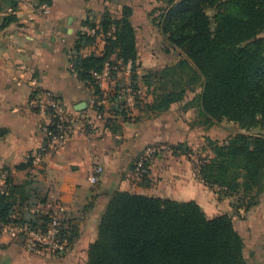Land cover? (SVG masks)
<instances>
[{
  "label": "trees",
  "instance_id": "16d2710c",
  "mask_svg": "<svg viewBox=\"0 0 264 264\" xmlns=\"http://www.w3.org/2000/svg\"><path fill=\"white\" fill-rule=\"evenodd\" d=\"M53 3L54 0H38V6L51 7ZM148 3L152 8L149 17L159 29L161 51L169 63L150 69L142 77L154 100L146 108L153 118L175 106L184 114L192 111L191 117L201 119L198 123L206 132L225 122L239 127L240 132L222 142L205 136L207 146L198 154L208 150L211 156L200 160L196 169L197 177L206 187L217 189L223 197H237L239 206L249 212L262 202L264 195V0H148ZM6 4V8L18 10L16 0H6ZM210 11L215 12L213 17ZM5 12L0 15V34L12 27L30 28L15 12ZM133 17L134 10L129 6H123L118 17L108 9L100 16L90 11L82 27L95 30L96 35L78 32L74 46L67 51L71 75L73 69L76 79L92 89L96 98V104L90 105L93 115L107 111L105 106L98 105L105 92L94 75L102 73L107 65L118 67L119 61L123 65L132 64L135 107L139 106L136 80L143 61ZM101 35L105 42L102 50ZM87 52L92 53L86 55ZM175 55L180 59L172 62ZM120 72V68L112 71V81ZM123 88L120 81L107 94L109 112L129 121L119 94ZM36 92L37 89H30V99ZM96 119L90 116L83 124L96 128L99 121ZM111 123L110 119L105 120L106 129ZM256 130L260 133L254 134ZM46 141L44 136L43 143ZM169 148L174 158L185 157L190 161L196 154L188 142L169 144ZM142 159L143 156L139 157L135 166L130 167L135 174ZM33 164L31 158L18 170H28ZM142 170H146L140 173L144 190L128 192L113 187L107 192L106 206L97 216L93 233L83 231L86 220L60 221L59 237L68 248L83 239L76 258L84 261L75 264L250 263L239 231L242 217L229 213L213 216L194 200H176L150 192V163L145 162ZM3 174L6 179L0 186V235L10 224L47 232L49 214L35 211L48 202L43 187L33 180L17 184L10 169H0V180ZM101 196L99 193L86 206V215L94 211ZM31 216L41 217V222L30 220ZM0 250L6 251L7 246H0ZM0 261L13 263L3 258Z\"/></svg>",
  "mask_w": 264,
  "mask_h": 264
},
{
  "label": "crops",
  "instance_id": "0c3cea01",
  "mask_svg": "<svg viewBox=\"0 0 264 264\" xmlns=\"http://www.w3.org/2000/svg\"><path fill=\"white\" fill-rule=\"evenodd\" d=\"M16 1L18 10L14 11L15 14L21 21L28 22L30 28L21 30L12 27L0 34V169H10L11 176L17 184L33 180L46 189L44 193L48 202L46 205L39 206L38 209L43 212L50 210L52 212L62 208L69 221L71 219L73 222L75 219L86 220L83 231L89 229L93 233L97 216L106 206L107 192L113 187L128 192L144 190L141 179L130 167L135 166L139 157H144L154 148L159 147L170 153L169 144L188 142L192 145L199 133L194 125L195 119L193 122H187L184 118L185 114L177 106L160 117H151L146 106L154 100L142 80L150 69L143 66L137 71L136 80L139 87V106L134 105L129 121L123 120L113 112L110 113V105L107 103L105 105L107 111L103 119L98 121L96 128L86 134H76L70 142L57 151L43 154L38 162L34 161L32 168L18 170L19 166L26 164L38 154L45 136L42 127L43 119L37 115L29 103L30 89L34 88L33 84H29L30 81H36V87L57 95L69 112L76 117L89 114L96 119L90 106L94 97L93 91L71 75L67 51L74 46L76 35L82 32V21L90 11L100 16L104 10L108 9L111 15L118 17L121 8L129 6L134 10L132 21L137 31L139 0H115L114 2L54 0L53 6H48L46 13L40 10L38 0ZM144 3L148 4V0H144ZM6 5V0H0V15H4L3 12L9 8H6ZM99 38L101 40L99 48L102 50L105 42L102 40V35ZM91 53L87 52L86 55ZM16 78L20 79V83L16 81ZM129 79L132 81V70L130 73L120 72L112 84L104 85L102 90L114 91L120 81L121 86H125ZM81 103H87L88 108L84 112H77L75 107ZM106 119L112 121L111 127L107 129ZM80 125L84 124L80 123L77 128L80 129ZM206 136L209 135L206 134ZM155 156L149 161V190L156 182L151 175V171H154L156 167L151 162ZM180 158L182 157L175 159ZM96 166L102 167L104 174L100 183L94 187L89 182V176ZM193 169L192 179L195 182H191V178H185L184 182H180L179 178H184L186 176L184 174L185 176H176L178 178H175L173 185L179 188L180 184L188 187L194 185L198 193L188 200L201 204L210 215L220 216L229 213L235 217H242L239 231L246 243L249 264H264V195H261L262 202L257 207L246 212L244 207L239 206L237 197H223L217 189H209L197 177L196 167ZM176 187L173 189L174 193L169 191L170 194L165 193L166 196L188 201L182 196L187 197L189 193L183 191L182 194H177ZM99 193H102L100 198L102 203L98 200L99 203H96L94 211L86 215L84 209ZM4 235L0 237V246H7L3 260L9 259L15 264H28L27 260L33 261L29 262L30 264H53L49 260H56L55 256L40 258L29 255L17 244L4 240ZM82 240L74 246L72 256L68 255L65 260H77Z\"/></svg>",
  "mask_w": 264,
  "mask_h": 264
},
{
  "label": "built area",
  "instance_id": "2783aa9c",
  "mask_svg": "<svg viewBox=\"0 0 264 264\" xmlns=\"http://www.w3.org/2000/svg\"><path fill=\"white\" fill-rule=\"evenodd\" d=\"M40 10L44 11L45 13L48 12V6L42 5L40 6ZM7 13L11 14L14 13L12 8L7 9ZM83 33H87L89 35H96L95 30H91L87 27L82 28ZM118 67L113 68L110 65H107L104 71L100 74H95L94 77L97 81V84L102 87L104 85L110 86L112 84V71L113 70H121V72H128L130 73L132 70V64L128 63L127 65H123L122 61H119L117 64ZM121 66V67H120ZM73 77H77V74L72 69ZM16 81L20 83V79L16 78ZM29 84H33L34 88L37 89V92L31 96L30 105L32 108L38 113V115L43 119L44 126L43 132L46 136V142L40 148V151L37 155H35L34 161H39L43 154H46L50 151H57L62 148L65 144L70 142L72 138L78 134H86L88 131H92L95 127L94 125H80V129L77 128L78 125L81 123H85L89 120V114H83L82 117H76L72 113L69 112L68 108L62 102V100L55 95L53 92L42 90L37 86L36 81H30ZM105 92V91H104ZM111 92V91H110ZM109 92H105L104 98L98 105L105 106L108 102L107 94ZM121 100L124 102V107L128 115H130L133 111L135 105V98L136 92L132 88V81L129 79L127 80L124 88L119 93ZM96 98H92L90 105L93 106L96 104ZM98 120H102L104 114H95ZM54 122V123H53ZM54 124V125H53ZM54 127V130L51 128ZM80 130V132H79ZM161 148H154L149 150L143 159L139 162L138 168L136 170L137 176L140 178V173H146V170H142L144 167L145 162H149L153 156L160 152ZM104 174V169L100 166H96L92 171L91 175L89 176V182L91 185L96 186L101 181V178ZM6 179V174H3L0 180V184H4ZM64 213L62 208H57L51 212L50 216V230L47 235L40 234V232L29 231L27 225H16L10 224L7 225L3 233H8L11 231L13 236H16L17 233H25L30 234L29 240L25 242L26 249L29 253H37L42 254V250H48L49 248H53L55 250L59 249L61 252L62 249L65 248L66 242H62L59 237L60 234V221L61 215ZM65 250V249H64Z\"/></svg>",
  "mask_w": 264,
  "mask_h": 264
},
{
  "label": "rangeland",
  "instance_id": "374dc122",
  "mask_svg": "<svg viewBox=\"0 0 264 264\" xmlns=\"http://www.w3.org/2000/svg\"><path fill=\"white\" fill-rule=\"evenodd\" d=\"M143 3H144V0H139V3H138L139 8L137 10L138 17L136 19V28L138 31V38H139L140 49H141V53H142L143 66L145 68L147 67L148 69H154V68H158L160 66H164L165 64H167L169 62L166 59V57L164 56L163 52L161 51L163 49V45H162L161 37L159 35L160 34L159 29L155 25L152 24L151 19L149 17V14L151 12L150 10H152V8L150 7L149 3L148 4L144 3V5L140 6V4H143ZM214 14H215L214 11L209 12V15L211 17H213ZM262 36L264 37V34ZM175 57H176V59H172V62H176L180 59L179 55H175ZM192 113L193 112L191 111L190 113L185 114L184 118H186L187 122H191V121L193 122V120L195 119L194 116L191 117ZM200 121H201V119H198V117H196L194 123H196L195 124L196 130H198L199 133H197V136H198L197 140L196 141L193 140L192 145H190L193 148V150L196 152V154L194 156H191L190 161H188L185 157H182L180 159H175V158L171 157L169 151H167V150H160V152L153 158V161H151V162H153V164H155L156 167H155L154 171H151V175H153V178L156 182L150 188V192H153L155 194L159 193V195H162V196L166 195L165 193L170 194L169 191L174 193L173 189L176 187V185H173V182L178 177H180L184 174H186V176L184 175L185 176L184 178H179L181 180L180 182H184V180H186L185 178H191L190 181L195 182L192 179L193 178L192 175H194V169L193 168L198 167V165L200 164V160L205 159L206 156H208V155L211 156V151H208V150L205 153L198 154V152L200 151V149L203 146H205V147L207 146V142L205 141L206 134H208L212 139L222 142L228 136H231L235 133L240 132V129L238 126H236L232 123H228V122L223 123L222 126H218V127L216 126L212 130L206 132V131H204V128L199 125L198 122H200ZM253 133L258 134V133H260V131L256 130V131H253ZM199 136H202V137L199 138ZM202 139H203V141H202ZM157 148H159V147H157ZM176 176H178V177L176 178ZM160 187H161V189H160ZM176 189H177V191H176L177 194H182L183 191H184V193L191 194V196L188 194L187 197L182 196L183 199H186V200L190 199L191 197L194 198L195 194L198 193L196 190V187L194 185H191L190 187H188L186 185L180 184V188L177 186ZM44 190L46 191L45 188H44ZM164 190H165V192H164ZM215 201L216 200H214V202ZM38 208L39 207H37V209L35 210L36 213L38 212L39 214H42V213L46 214L48 212V211L43 212L42 210H40ZM207 212H209V211L207 210ZM48 214L50 217L51 216L50 215L51 210L48 212ZM65 214L62 213L61 220H63L64 218L69 219L67 217V215H65ZM42 216H44V215H42ZM29 218H30V220H32L34 222H37V223L41 222V217L36 218V216L35 217L31 216ZM80 220L81 219H75L74 221H75V223H77ZM69 222H73V219H71ZM27 227H28V233H30L29 231H35L38 233L40 232V234H43V235H47V233L49 232V230L51 228L50 224H49L48 227L46 228L47 232H44L41 229H36V230L31 229L28 225H27ZM88 232H89V229H88ZM11 233L12 232L9 231L8 233H5V235H4L2 232V234L0 236L4 235L3 236L4 240L17 244L20 249L22 248L29 255L40 257V258H45L46 256H50V257L55 256L56 260H49L53 264H73V263L75 264V263H79V262L84 261V260H65L68 255L72 256V254L74 253L73 248L78 242L70 248L67 247V243H66V246L64 248L65 250L62 249L61 252H59V249L55 250L53 248H49L48 250L47 249L42 250L43 251L42 254L29 253L28 250L26 249L25 242L29 240L30 234L28 235L25 233H17L16 236H13ZM5 252L6 251H4V250H0V260H2ZM30 261H32V260H30ZM1 262L2 261H0V263ZM43 262H46V261H43Z\"/></svg>",
  "mask_w": 264,
  "mask_h": 264
},
{
  "label": "water",
  "instance_id": "95a60500",
  "mask_svg": "<svg viewBox=\"0 0 264 264\" xmlns=\"http://www.w3.org/2000/svg\"><path fill=\"white\" fill-rule=\"evenodd\" d=\"M88 108V104L87 103H81V104H78L76 107H75V110L77 112H84L86 111Z\"/></svg>",
  "mask_w": 264,
  "mask_h": 264
}]
</instances>
